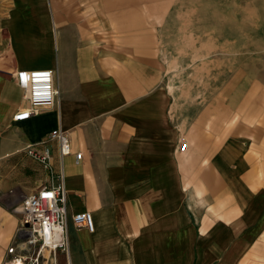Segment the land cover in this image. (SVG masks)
<instances>
[{
	"label": "crops",
	"instance_id": "obj_1",
	"mask_svg": "<svg viewBox=\"0 0 264 264\" xmlns=\"http://www.w3.org/2000/svg\"><path fill=\"white\" fill-rule=\"evenodd\" d=\"M11 1L0 8V193L21 199L59 170L65 186L68 248L48 251L38 264H264V131H251L256 150L242 152L245 126L217 141L214 98L193 103L187 116L183 105L173 107L160 68L169 43L152 36L153 17L170 8L138 7L137 0ZM32 68L53 69L58 95L15 121L27 101L12 73ZM244 90L243 115L256 120L259 109ZM232 93L225 87L218 96ZM56 128L80 159L60 157L47 137ZM28 146L46 151L47 164L29 156ZM81 211L90 212L92 231L74 222ZM19 222L0 199V264L11 262ZM34 251L20 261L29 264Z\"/></svg>",
	"mask_w": 264,
	"mask_h": 264
},
{
	"label": "rangeland",
	"instance_id": "obj_2",
	"mask_svg": "<svg viewBox=\"0 0 264 264\" xmlns=\"http://www.w3.org/2000/svg\"><path fill=\"white\" fill-rule=\"evenodd\" d=\"M137 2V6L143 8H170L168 16L153 17L152 36L154 40L167 39L170 45L160 50V68L173 107L183 105L187 116L193 103L202 106L214 98L218 103V115H221L217 141L241 133L239 126H245L240 151H255L252 141L256 137L250 132L264 131V0ZM1 5L3 8L13 6L11 0H0V8ZM162 19L167 22L157 26ZM176 42L181 46L177 47ZM225 87L232 88L233 93L221 99L218 94ZM242 89L248 93L249 106L259 109L256 120H248L243 115ZM0 199L12 208L18 207L21 201L13 198L12 193H0ZM31 250V247L18 248L16 255H29ZM41 257L46 260L48 251L43 250Z\"/></svg>",
	"mask_w": 264,
	"mask_h": 264
},
{
	"label": "built area",
	"instance_id": "obj_3",
	"mask_svg": "<svg viewBox=\"0 0 264 264\" xmlns=\"http://www.w3.org/2000/svg\"><path fill=\"white\" fill-rule=\"evenodd\" d=\"M12 75L23 89V97L27 101V106L13 114L12 118L15 121L26 119L40 109L54 104L58 91L54 84L53 69H17ZM47 137L57 142L60 157L74 154L76 159L81 158L82 153L73 150L70 137L63 129L56 128ZM186 146V141H180L177 150L184 151ZM25 152L44 165L48 162L49 155L46 151L39 152L32 146H28ZM65 202L64 177L60 170L55 175V181L51 179L48 184L41 185L21 198L19 206L13 208L20 214V222L16 237L7 249V252L13 256L11 261L20 260V257L16 255L18 248L21 250L26 247L35 248L33 255L29 258V264H38V258L42 256L43 250L49 251L52 255L59 250L66 252L68 238ZM72 218L78 227L88 231L93 230L90 212H76Z\"/></svg>",
	"mask_w": 264,
	"mask_h": 264
},
{
	"label": "bare ground",
	"instance_id": "obj_4",
	"mask_svg": "<svg viewBox=\"0 0 264 264\" xmlns=\"http://www.w3.org/2000/svg\"><path fill=\"white\" fill-rule=\"evenodd\" d=\"M27 254V253H26ZM8 264H23L20 260L14 262V261H11L9 262Z\"/></svg>",
	"mask_w": 264,
	"mask_h": 264
}]
</instances>
